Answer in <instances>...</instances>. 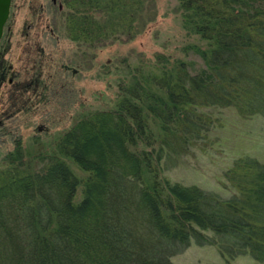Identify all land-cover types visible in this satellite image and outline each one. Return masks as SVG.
<instances>
[{"label": "trees", "instance_id": "trees-1", "mask_svg": "<svg viewBox=\"0 0 264 264\" xmlns=\"http://www.w3.org/2000/svg\"><path fill=\"white\" fill-rule=\"evenodd\" d=\"M44 1H31L53 26L27 54L32 87L0 101V264H174L193 243L264 264L263 163H234L228 199L166 176L215 126L208 110L264 117V0H177L182 42L152 58L121 47L152 28L157 10L139 15L153 0ZM10 35L0 91L17 77ZM90 70L113 90L106 109L79 96Z\"/></svg>", "mask_w": 264, "mask_h": 264}, {"label": "rangeland", "instance_id": "rangeland-1", "mask_svg": "<svg viewBox=\"0 0 264 264\" xmlns=\"http://www.w3.org/2000/svg\"><path fill=\"white\" fill-rule=\"evenodd\" d=\"M31 1L35 0H12L10 17L6 23V26L9 24L11 32L10 47L5 60L13 66L17 77L2 87L1 108L6 106L5 103L11 95L17 93L18 88L32 87V83L27 78L25 66L27 54L40 50L36 43L47 42L52 33L51 15L40 12L39 4ZM176 7L177 0H153L152 5L149 3L140 13L139 18L148 17L157 10V19L151 25L152 28L145 31V34L143 33L144 35L137 38L131 45H123L121 52L126 53L129 48L135 47L144 52L147 57L152 58L158 51L172 52L177 48L182 42L183 31ZM4 37L5 33L1 43L7 38V36ZM48 46L50 47L47 55H51L56 47L47 43L45 48ZM70 46L71 44L66 42L59 44V48H63L66 52ZM113 50L116 48L104 51L97 61L110 57ZM195 60L200 67L202 61L198 58ZM86 72L93 76V78L88 76L79 83L80 86H84L79 96L85 100L86 109L108 108L114 98L113 90L108 89L103 82L94 79L95 70ZM97 92L101 94L97 95ZM208 111L216 120L215 126L203 141L196 144L192 152L179 159L174 167L167 170L166 176L174 183L195 185L223 199H228L232 192L225 187V173L237 160L253 158L264 164V117L256 115L252 118H243L235 108ZM31 132V129L23 128L22 137L26 139L27 136L28 139ZM78 175L81 178L85 176L80 171ZM172 261L174 264H227L216 247L199 246L195 243L183 254L174 256ZM232 264H256V261L247 254L238 257Z\"/></svg>", "mask_w": 264, "mask_h": 264}, {"label": "water", "instance_id": "water-1", "mask_svg": "<svg viewBox=\"0 0 264 264\" xmlns=\"http://www.w3.org/2000/svg\"><path fill=\"white\" fill-rule=\"evenodd\" d=\"M12 0H0V42L4 34V27L9 19Z\"/></svg>", "mask_w": 264, "mask_h": 264}, {"label": "flooded vegetation", "instance_id": "flooded-vegetation-1", "mask_svg": "<svg viewBox=\"0 0 264 264\" xmlns=\"http://www.w3.org/2000/svg\"><path fill=\"white\" fill-rule=\"evenodd\" d=\"M53 2H54V4H57V0H54ZM59 6H60V5H59ZM60 8H61V6H60Z\"/></svg>", "mask_w": 264, "mask_h": 264}]
</instances>
